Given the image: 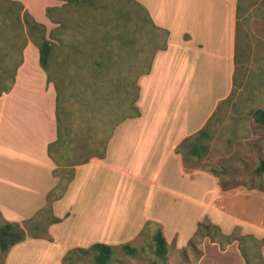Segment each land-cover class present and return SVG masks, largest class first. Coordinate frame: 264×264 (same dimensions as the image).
<instances>
[{
  "label": "crops",
  "instance_id": "obj_1",
  "mask_svg": "<svg viewBox=\"0 0 264 264\" xmlns=\"http://www.w3.org/2000/svg\"><path fill=\"white\" fill-rule=\"evenodd\" d=\"M18 1L34 18L45 16L47 19L42 22L45 25L50 22L46 7L63 4L61 0H41L39 5ZM135 1L147 10L157 27L168 31L166 48L157 52L154 68L139 78L142 90L137 103L142 105L141 99L145 102L140 116L127 118L114 127L104 157L94 156L73 167V177L65 190L57 193L49 204L52 217L60 221L47 225L46 236L27 237L20 242H43L49 252L59 243H66L58 253L60 260L70 247H75L73 245L83 246L76 241L117 244L120 237L134 239L138 236L146 221L163 227L165 211L160 205L155 210L151 204L156 194L168 190L163 177L169 162L173 163L177 175L181 173L189 178L211 175L197 163L186 164L175 148L183 138L203 127L214 108L231 92L237 68L238 29L240 19L248 13L249 0ZM31 46L28 42L23 50V61L17 68L12 88L0 95V213L6 220L21 224L36 217L48 205V194L59 191L56 188L61 180L60 174L55 173L58 166L47 152L48 144L56 139V91L38 63L36 46L29 64L27 52ZM166 67L171 69L170 75L162 74ZM219 74L224 76L225 88L215 95L200 121L193 126H183L181 122L173 125L172 120L167 121V110L158 107L157 90H170L166 93L168 98L174 97L176 92L177 97L190 95L192 88L195 91L198 88L192 87V83L219 82ZM145 84L149 85L146 90H151L150 98L143 93ZM187 120L188 115L184 118ZM101 170L117 175L114 189L109 190L108 185L97 178ZM135 178L144 180L148 187L145 196L142 194L145 206L138 208L140 214L130 211L136 209ZM177 191L171 188L169 193L182 194ZM107 192H110L109 197H106ZM135 218H138L137 224ZM54 227L62 232H52ZM71 240L75 244L67 247ZM12 248L6 259L15 249Z\"/></svg>",
  "mask_w": 264,
  "mask_h": 264
},
{
  "label": "rangeland",
  "instance_id": "obj_2",
  "mask_svg": "<svg viewBox=\"0 0 264 264\" xmlns=\"http://www.w3.org/2000/svg\"><path fill=\"white\" fill-rule=\"evenodd\" d=\"M27 2L30 5H39L41 0H27ZM246 7L248 13L240 19L238 29L236 77L239 84L236 86L232 98L233 104L229 106V102L220 101L214 108L209 120L211 129L214 130V136L210 141V150L198 163L202 170L207 171L212 166L222 174L213 175L214 177L211 176L212 174L206 177L200 174L195 175L198 176L196 178H189V176L181 175V173L177 175L175 167H172L173 163L169 162L167 173L163 177V183L168 190L162 194H156L155 202L151 204L155 210L160 205L166 215L164 225L163 227L161 225V228H164L163 233L168 240V252L166 260L162 264H245L238 241L231 240L227 243L224 235L230 234L236 237L251 234L258 239L264 237V172L261 175H255L253 171L259 158L264 156V126L256 124L251 115V112L256 108L264 109V23L262 18L264 0H249ZM66 14L67 28L69 29L67 33H75L74 25L83 19V12L78 11L77 13L74 9H69ZM35 19L43 22L47 18L41 16L39 19ZM150 19L152 20L151 17ZM55 25L51 21L47 22V31ZM149 29H151L149 24H146L138 28L139 31L129 33L130 37L137 41L136 47L143 44L146 49V46L154 40L152 30L149 32ZM100 33L101 31H99ZM65 37L68 39L69 35L65 34ZM67 42L69 41L67 40ZM34 48L36 47L32 44L27 52L29 64L33 59L32 51ZM164 49L156 50L150 61L148 55L150 52L132 53L130 62L132 60L136 64V71H133L132 79L143 67L142 65L148 64L149 70H151L157 52ZM142 57L143 59H141ZM171 73L169 67L162 70V74L170 75ZM153 74L156 75V70ZM141 75H138L137 78L138 98L135 103L139 111L145 104L143 99L140 101L142 105L139 106L137 103L142 90V83H139ZM218 77L220 81L215 83L213 81L191 82L192 87L198 88L196 91L192 88L190 95L177 97L176 92L174 97L168 98L166 93L170 90L166 92L157 90L158 107H164L167 110V121L172 120L173 125L181 122L183 126H193L197 121H200L209 109L215 95L225 88L224 76L219 74ZM109 78L114 80L112 76ZM74 79L78 83L76 88L73 85L70 86L71 81L69 79L60 80L58 77L55 79L60 85L62 99L69 113L68 120L78 131V135H94L95 138L100 139L97 131L102 128H109L119 116V108L116 106L117 100L115 99L117 90L114 82H108L107 86L101 87L100 90L109 93V95L101 96L96 100L97 107L104 102L109 104L110 108L109 106L102 108L95 114L86 112V99H84L82 92L84 89L82 76ZM148 86V84L144 85L143 93L148 94L150 98L151 90H146ZM91 98L89 96V99ZM169 112L171 113L168 114ZM186 115L189 116V120L184 121ZM173 131H176L175 128ZM90 149L97 153L101 147L92 145ZM191 163L195 164L197 161L190 159L186 162V164ZM116 176L114 172L107 170H101L97 174V178L101 179L104 184L106 183L109 190L114 189L113 184L117 181ZM143 182L144 180L140 181L139 178L134 179L133 185L137 191L134 193V198L137 201L135 212L130 210L133 214L136 212L140 214L141 211L138 208L145 206L143 205L142 194L144 193L145 196V190L147 192L148 187ZM220 182L236 185V187L230 190H222L219 188ZM171 188L177 189V192L182 194L169 193ZM109 193H106V197H109ZM149 196L153 198L152 194ZM187 196H191L193 200H189ZM50 215L47 212L41 214L42 220L37 223L38 228L34 227V223L27 224L28 232L45 237V230L48 225L47 218ZM208 218H212L220 225L214 224ZM137 221L138 218H135L134 223L137 224ZM201 221L205 224L209 222L213 226L210 230L211 236H208L205 230L199 236L195 234L197 223ZM148 222L146 221L141 226L138 231L139 235L134 239L120 237L121 240L117 241L119 243L129 242L138 247L141 253L137 257H133L117 251L115 253L116 260L113 264H149L154 259L152 233L156 225H151L150 222L147 224ZM214 226L219 227V230L215 229ZM51 231L57 232V234L62 232L55 227ZM76 243L83 245L80 247L85 245L88 247L95 242L76 241ZM72 244L75 242L71 240L67 247L72 246ZM65 245L66 243H59L57 248H53L49 252L43 242L18 243L13 246L15 249L11 255H8L7 259L8 253L0 251V264H60L61 260L58 253ZM73 246L77 247L76 245ZM72 248L74 247L67 249ZM245 248L247 251H253L254 242L247 239ZM262 251L264 255V245ZM253 261H257V259H253ZM74 264L93 263L84 259L78 260Z\"/></svg>",
  "mask_w": 264,
  "mask_h": 264
},
{
  "label": "trees",
  "instance_id": "obj_3",
  "mask_svg": "<svg viewBox=\"0 0 264 264\" xmlns=\"http://www.w3.org/2000/svg\"><path fill=\"white\" fill-rule=\"evenodd\" d=\"M61 1H63L61 6H47L45 9L48 19L56 24L47 31L46 25L37 21L21 1L0 0V95L12 88L17 68L23 61V50L27 43L31 42L38 49V63L46 73L47 81L54 84L56 91V139L48 144L47 152L58 166L55 173L61 176L60 184L56 188L59 191H52L48 194V205L36 217L21 224L6 220L0 213V251L6 254L14 245L24 241L27 237L43 238L42 235L29 233L27 224L34 223V227L38 228L37 223L42 220L41 214L43 212L51 214L50 202L57 196V193L65 190L68 182L72 179L73 167L87 162L94 156L104 157L106 145L114 127L126 118L140 115L135 104L138 98L137 78L138 75L147 73L149 66L148 64L142 65L143 67L132 79V73L136 71V64L132 60L130 62L132 53L150 52L148 54L150 61L156 50L166 48L168 31L157 29L158 27L150 19L147 10L135 0ZM69 9H74L77 13L78 11L83 12V19L74 25L75 33L70 34L67 33L69 29L66 21V13ZM262 18L264 23V11ZM146 24H149L151 28L149 32L152 30L154 40L146 46V49L143 44L136 47L137 41L130 37L129 33L137 31L138 28ZM99 31H101L100 34ZM65 34L69 35L68 39H65ZM79 76H82L84 80L82 92L86 99L87 113L96 114L102 108L108 106L110 108V105L104 102L97 107L96 100L101 96L109 95V93L100 90L101 87L107 86L108 82H114L116 87L115 99L117 100L116 106L119 108V116L109 128L97 131L100 139L95 138L94 135L80 136L77 134L78 131L68 120L69 113L62 99L60 85L55 81L56 77L60 80L69 79L70 86L73 85L76 88L78 83L74 78ZM109 76H112L114 80H111ZM238 84L235 72L232 90L221 102H229V106L233 104L232 98ZM89 96L92 98L89 99ZM251 115L256 124L264 126L263 108L254 109ZM209 120L210 118L203 127L177 144L175 151L182 155L184 161L195 159L198 164L208 154L210 141L214 136V130L211 129ZM92 145L100 146V151L95 153L92 149L89 150ZM207 171L215 176L222 174L212 166ZM253 171L255 175H261L264 172V156L259 158ZM234 187L236 185L220 182L222 190ZM47 221L50 224L58 222L60 219L50 215ZM154 225H156L152 233L154 259L149 264H162L167 257L168 243L161 225ZM212 227L209 222L206 224L202 221L198 222L195 234L199 236L205 230L206 234L211 236ZM214 228L219 230L217 226ZM224 238L227 243L231 240L238 241L245 264H264L262 253L264 238L258 239L251 234L236 237L229 234L224 235ZM247 239L254 242L253 251L246 250L245 241ZM117 251L133 257H137L141 253L138 247L129 242L115 245L95 242L88 247L77 246L68 250L62 256L61 263L74 264L78 260L87 259L93 264H113ZM253 259H257V261H253Z\"/></svg>",
  "mask_w": 264,
  "mask_h": 264
}]
</instances>
